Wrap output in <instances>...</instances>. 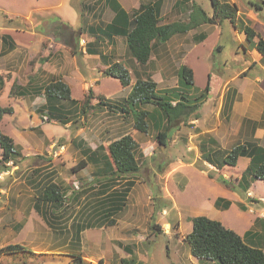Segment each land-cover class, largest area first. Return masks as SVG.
I'll return each mask as SVG.
<instances>
[{"label":"rangeland","instance_id":"374dc122","mask_svg":"<svg viewBox=\"0 0 264 264\" xmlns=\"http://www.w3.org/2000/svg\"><path fill=\"white\" fill-rule=\"evenodd\" d=\"M92 1L0 0V51L3 45L7 48L12 43L21 48L16 50L13 61L0 53V104L13 109L4 116L1 129L29 153L24 158L22 153L18 155L17 166L9 162L7 169L0 170V247L21 243L33 251L32 254L4 256L0 263L72 264V254L80 252L85 264H123L124 259L130 260L126 264H201L184 240L192 230L190 218L198 215L220 220L242 236L251 230L246 240L254 245L264 244V180H252L246 190L238 185L239 177L250 165V157L241 156L236 165L224 164L218 169L208 165L200 149L202 141L209 137L217 140L216 144H211L213 149L223 154L243 143L245 138L264 146V68L254 60L256 52L245 32L227 20L202 25L195 29V33L206 34L200 41L194 43L195 30L188 36L178 34L171 40L174 46L167 68L152 59L145 69L135 63L129 52L125 54V38L118 37L112 43L101 37L99 40L104 43H99L98 39L96 43L100 44L102 52L108 56L109 53L118 55L120 62L126 63L131 70V83L123 87L120 80L108 76L104 68H89L82 56L83 47L96 37L88 32V27L104 25L112 15L109 7L101 11L100 4L93 5ZM230 1L241 7L240 18H252L255 29L264 36V1ZM192 2L194 7H201L211 15V0L186 3L192 8ZM165 6L168 9L169 4ZM182 7L185 9V5ZM41 33L46 39L45 49L37 54L34 50L28 53V46ZM6 35L7 41L3 42ZM54 38L72 49L60 51V64L55 67L73 82L74 98L83 99L90 89L89 84L83 87L81 75H88L85 77L88 81L95 77L99 80L95 87L92 86L95 92L92 107L84 115L77 109L70 114L67 124L50 121L46 109L39 107L45 95L15 97L9 92L14 75L18 80L28 75L26 62L20 59L28 55L33 57V63L28 64L34 69L38 57L48 54V42ZM80 42L83 46L79 47ZM53 47L47 60L52 57ZM184 50H188L186 54ZM52 60L55 62V58ZM98 60V57L92 58L93 64ZM182 64L194 70L198 90L193 87L190 90L193 95L198 96L199 90L205 89L209 76L210 91L200 105L199 118L192 117L187 123L171 129L168 144L162 145L152 124L148 133L135 130L133 117L118 110L117 102L127 97L136 77L152 78L154 75L161 92L179 86ZM83 65L89 69L80 73L79 80L75 68L82 69ZM161 72L169 76L161 78ZM102 93L111 98L107 101L114 103L113 109L97 104L96 97L104 95ZM144 107L150 111L154 109L151 104ZM70 108L73 109V105L66 104V109ZM249 118L252 120L248 125ZM255 128L259 129L255 132ZM127 133H132L138 142L140 169L129 176L110 180L111 177L99 173L104 166L102 154L108 151L113 140ZM21 145H18L19 151ZM84 148L89 151L84 152ZM93 151H98L97 157L101 158L98 162L89 158V152ZM1 155L0 147V158ZM218 156L217 159L222 160ZM84 158L87 166L74 172L73 167ZM217 162L215 160L216 165ZM2 165L0 160V167ZM51 180L63 188L67 205L66 211L48 215L52 224L35 207L41 185ZM130 180L135 183L126 193L122 208L107 213L106 208L113 205L111 200H122L115 196ZM218 197L231 202L228 209L216 204ZM90 211L97 213L91 217L87 215ZM20 222H23L22 227ZM78 226L84 229L80 245L73 238Z\"/></svg>","mask_w":264,"mask_h":264},{"label":"trees","instance_id":"16d2710c","mask_svg":"<svg viewBox=\"0 0 264 264\" xmlns=\"http://www.w3.org/2000/svg\"><path fill=\"white\" fill-rule=\"evenodd\" d=\"M187 1L190 0H177L176 5H185V8H188V20H173L162 23L159 10L161 1L154 4L142 3L139 9L129 14L121 8L117 0H112L114 5L109 4V6L115 14L113 19L104 25H92L90 27L91 33L98 40L101 37H124L131 57L139 65L144 66L150 61L157 41L166 42L175 35L186 34L190 30L202 25L219 24L227 20L236 29L245 32L246 39L256 52V55L261 60H264V36L255 29L251 19L250 21L240 18V6L237 2L211 0L213 11L210 15L203 8L194 7L193 2L191 3V8L186 3ZM254 5L258 8L261 7L258 2ZM197 34L193 36L194 41H200L206 36L204 32ZM6 37L8 36L3 37V42L7 41L5 40ZM256 37L258 39L254 43L253 40ZM90 52L94 53L96 50H90ZM51 53L52 51H48V54L41 56V58L45 61ZM101 56L103 55L101 54ZM106 57L111 62L105 70L107 75L118 78L123 86H129L131 83V72L127 65L120 61H111V57L108 55ZM1 82L4 85V79ZM179 83V86L161 92L158 89L157 81L154 79L150 77H137L127 97L122 102H117V109L133 117L135 130L148 133L152 124L157 131V140L162 145H167L172 133L171 129L180 126L181 123H187L192 117L196 118L200 105L210 91L209 76L205 89L199 90L200 94L198 96L190 92V90H193V87L195 90L197 88L194 70L187 64H182L179 68ZM3 85L2 87H4ZM29 88V86H22L15 81L10 90V96L25 97L31 93ZM41 90L39 93L34 94L45 95L47 105L43 106V110L46 109V114H49L48 118L50 121H59L61 124L69 123L71 120L70 114L74 113L77 109L79 110V114H86L88 109L92 107V99L95 97V92L90 87L89 92L83 99L78 100L74 98L69 84L60 78L51 79ZM96 98L98 99L97 104H104L108 108L113 109L114 103H109V98H106L104 95H98ZM66 104L67 106L68 104L70 106L73 105V109L67 110ZM149 104L154 106L153 111L144 107ZM12 110L11 106L0 104V147L2 149L0 160L4 164L0 167L1 171L8 168V162H17L18 155L21 154L14 138L1 129L4 116L11 113ZM216 143L217 140L213 137L202 141L200 149L202 151V158L205 161L221 169L224 164L236 165L241 156H248L250 157V165L239 177L238 185L246 190L251 186L252 180L258 178L264 180L263 145L257 143H239L233 146L230 151L223 154L211 146V144L214 145ZM99 148L105 149L104 146H99ZM107 148L108 151L102 154L104 166L99 169V173L111 177L110 179H115L117 177L129 176L139 171L140 163L137 158L138 142L132 133H127L113 140ZM83 151L87 152L89 149L84 148ZM97 152H89V158L93 162H98L101 159L97 157ZM218 155L221 156L222 160L217 159ZM215 160L218 161L217 165L215 164ZM87 164L88 161L84 158L73 167V171L77 172L85 168ZM134 183V180L128 181L127 187L116 194L115 197L118 195L122 200L115 201L117 203L107 208V213H113L122 208L126 193ZM41 186L38 195L35 197V207L52 224L48 219L49 214L61 210L66 211V193L58 183L52 180L48 183L45 182ZM230 203L229 200H225L223 197L216 199L218 206L227 209ZM242 207L245 208V205H242ZM190 220L192 221V230L185 235L184 240L189 245L191 254L198 258L201 264H264V244L254 245L246 240L249 234V237L251 236V230L246 231L245 236H242L234 229L224 225L220 220L206 215L192 216ZM22 225L23 222H20V227ZM83 230L81 226H78L74 232L73 238H75V243L78 245L81 244ZM17 253L32 254L33 251L21 243H9L0 247V260L4 256H14ZM72 257V264H85L82 253H73ZM129 261L124 259L123 264L129 263Z\"/></svg>","mask_w":264,"mask_h":264},{"label":"crops","instance_id":"0c3cea01","mask_svg":"<svg viewBox=\"0 0 264 264\" xmlns=\"http://www.w3.org/2000/svg\"><path fill=\"white\" fill-rule=\"evenodd\" d=\"M117 1L120 4L121 8L124 9L129 14H132L137 9H139V7L141 6L142 3H147V4L151 3V4H154V3L158 2V1H161V4H159V10H160V14H161V17H162V21H161L162 23L171 22L173 20H188V17H189V10H188V8L186 7L185 9H183L182 6H177L176 5V1L177 0H173L172 2H169V0H167V1L166 0H117ZM98 3L100 4L101 11L107 10V7L110 8L109 4L114 5L113 2H112V0H93L92 1V4L93 5H98ZM167 4H169L168 9H167V6H165ZM110 11L112 12V15H111V18H110V20L108 22H111V20L113 19L114 15H115L114 14V11L111 8H110ZM241 11H242V9L240 7V12ZM248 17H249V15H248ZM249 18H251V17H249ZM91 26L92 25H90L88 27V32H90V33L92 31L90 29ZM199 28H197V30ZM193 30H195V29H193ZM193 30H190L189 32H187L184 35L188 36V34H191V32ZM197 30L194 31L193 36L194 35H198L197 33H195V32H197ZM177 36L178 35L173 36L170 40H168L166 42L157 41L155 43V49L153 51V54H152L151 59H150L149 62H151V60L153 59L156 64H158V65H163L164 64L166 66V68H167L169 66L170 58L172 57V48L174 46L173 43H171V40L174 39ZM118 37H121V36H114L112 38L104 37V39L106 38V41H108V42L111 41L112 43H114L117 39H119ZM44 40H46L45 37H44V34H42V33L41 34H38L37 39L34 40V41H32L30 43V45L28 46V48H27L28 53H31L32 54V51L34 50V53L37 54V53L41 52L42 50H44L45 49V47L43 46ZM96 40L97 39L95 37L94 41L89 43L90 45L83 47V52L84 53H83L82 56L85 57V59H86V62L85 63H88L89 68H92V69L96 68L98 70V68L101 67V68H104L103 70H106L108 68L109 64H110L109 58L106 57L108 55V53L102 52V49H101L100 44L96 45ZM99 41H100L99 43H101V44L104 43V40H99ZM194 43H195V41H194ZM12 44H9L7 46V48H5V45H3L2 46V49L0 51V53H3L2 55H6L5 58L10 59L11 61H13L15 59V56H16L15 55V52H16V50L17 49H19V50L21 49L18 45H12ZM126 44H127V42H126ZM52 46H54L53 47L54 49H53V54H52V57L50 58V60H45L44 61L41 58V55H40L38 57L39 60L37 62V66L34 68L35 70L32 68V66H30V64H32L33 61H34L33 60V57H30L28 55V56H23L22 59H20L22 63H25L26 62L25 71H27L28 75H26L21 80H18L17 77L14 75V82L16 81L18 84H20L22 86H29L30 87L29 88V91L31 93L27 95L28 97H31V96L32 97H37V96H39V95H35L34 93H39V91H42L41 88L45 86V83H49L51 79H59V78L60 79H63L67 84H69V86L71 88V91H73V89H72V85H73L72 83L73 82H71V80L70 81L67 80V76L66 75L65 76L61 75V73L59 71H57L56 70L57 68L55 67V64H57L58 67H59V64H60V61H59V59H60V54H59L60 51H63V50H65L63 48H66V50H69V52H70V51H72V49H71V47L69 45H66V44L62 43L60 40H55V38L54 39H51V41L48 42V50L49 51L51 50ZM78 46L79 47L80 46H83V43L80 42V45H78ZM76 48H78V47H76ZM76 50L78 51V49H76ZM90 50H94V51L96 50V52L92 53V52H90ZM110 50L112 52V50H113V47L112 46L110 47ZM187 51H185V54H186ZM127 52H128V50L126 51L125 54H127ZM101 53H102L103 56H101ZM109 54H110V56H113L114 57L115 61H120L121 60V59L118 58V55H114L112 53H109ZM185 54H184V56H185ZM94 57L95 58H97V57L99 58V60L96 63V65H94L93 62H92V58H94ZM53 58H55V62H54V60H52ZM117 58H118V60H116ZM257 58H258V56L256 55V57H254V60L260 62V67L264 68V63L262 62L261 58H258V59ZM129 59H131V57H129ZM168 59H169V62H168ZM133 60L135 61L136 64H138V62L135 59H133ZM149 62L147 64H149ZM165 62H167L168 64H166ZM28 63H30V64H28ZM147 64L143 66L144 69L147 67ZM80 68L81 67H76L75 68V73L78 74L76 76V78L79 79V80H80V78L82 76L83 80H81V81H82V84L84 85L83 87H85V85H88V84L90 85V87H92V86L95 87L96 84L99 82V80H97V77L93 78L92 81L86 80L85 77L88 76V75H84V76L81 75L80 76V73L83 74V71H87L89 68H85L84 65H83L82 69H80ZM0 70H1V68H0ZM100 71H102V69ZM130 72H131V70H130ZM150 72H152V71H150ZM160 75H161V78H164V76L165 77L169 76L168 73H164L163 74V72H161ZM153 77H154V75H152V78ZM45 80H48V81L46 82ZM154 80L156 81V79H154ZM77 82H79V81H77ZM102 94H104V93H102ZM72 96H73V92H72ZM104 96L106 98H109V97L106 96V94H104ZM109 99H111V98H109ZM78 100H80V99H78ZM40 105H41V106H39L40 108L43 107L44 105H47L46 98H45V101L43 103H41ZM39 107H36V109H39ZM197 112H199V111H197ZM198 118H199V114L196 116L195 119H198ZM251 120L252 119L249 118V120L246 123H248V125H249V123L251 122ZM258 129L259 128H257L255 130V132ZM17 131L20 133L19 130H17ZM252 132H254V131L252 130ZM254 136H255V133H254ZM250 141H248V139L245 138L244 141H243V143H248V144L249 143H253V142H250ZM16 144L17 145H21V144H18V143H16ZM21 147H22L21 153L23 155V158L24 157H28L29 156V153L28 152H26V153L24 152L25 150L23 148V145H21ZM10 162H12L13 165L17 166L16 162L15 163L13 161H10ZM7 164L9 165V162ZM37 167H40V166H37ZM103 199H105V197ZM105 203H107V202L105 201ZM111 203L113 205H115L117 202L111 200L110 204ZM96 213L97 212L90 211V212L87 213V215L93 217V216H95Z\"/></svg>","mask_w":264,"mask_h":264},{"label":"built area","instance_id":"2783aa9c","mask_svg":"<svg viewBox=\"0 0 264 264\" xmlns=\"http://www.w3.org/2000/svg\"><path fill=\"white\" fill-rule=\"evenodd\" d=\"M208 165L210 166V167H215L212 163H210V162H208ZM216 168V167H215ZM264 215V214H263Z\"/></svg>","mask_w":264,"mask_h":264}]
</instances>
